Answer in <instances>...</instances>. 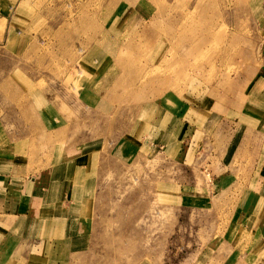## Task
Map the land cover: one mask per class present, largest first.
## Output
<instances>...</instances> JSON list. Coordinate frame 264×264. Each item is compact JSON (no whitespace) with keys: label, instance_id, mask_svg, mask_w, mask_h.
<instances>
[{"label":"rangeland","instance_id":"rangeland-1","mask_svg":"<svg viewBox=\"0 0 264 264\" xmlns=\"http://www.w3.org/2000/svg\"><path fill=\"white\" fill-rule=\"evenodd\" d=\"M261 3H0L6 18L0 19V153L11 147L19 172L25 166L28 178L44 171L39 175L68 190L82 179H73L72 170L64 176L57 155L87 156L82 162L90 192L82 215L91 221L85 234L92 244L74 264H210L213 252L223 254L235 237L249 239L244 222L242 230L233 228L225 199L244 197L240 189L257 176L249 175L254 167L247 161L224 191L214 192L212 184L222 178L217 164L224 161L215 163L222 147L208 131L214 116L221 127L230 119L236 127L237 113L217 108L245 93L246 71L264 62V11H255ZM181 106L188 110L184 123L198 129L182 146V133L176 135L181 120L173 122ZM180 193L183 204L175 201ZM208 194L211 204L187 201ZM251 214H264V199ZM249 220L253 228L256 221Z\"/></svg>","mask_w":264,"mask_h":264},{"label":"crops","instance_id":"crops-1","mask_svg":"<svg viewBox=\"0 0 264 264\" xmlns=\"http://www.w3.org/2000/svg\"><path fill=\"white\" fill-rule=\"evenodd\" d=\"M2 1L0 0V3ZM263 4L264 0L257 5L255 11H264ZM0 11H2L1 8ZM246 74V78H249L245 85V93L236 96L234 103L228 107L223 105L216 107L219 112L237 113L235 116L237 122H233L236 127L232 128L231 119L224 122L221 127V122L214 116L213 122L216 124L208 131V134L211 136L217 133L220 138L216 144H221L222 150L219 152H222L214 155L213 159H217L215 163L224 161L222 166L217 164V170L221 173L218 176L222 178L218 177L212 184L214 192L224 191L225 183L236 176V170L243 168L247 161L254 167L252 172H250L252 168L249 167L251 168L249 175H257L251 179L253 182H248V186L242 183L240 190L247 192L244 197L238 201H232L233 204L230 198L225 199L231 205L229 221L232 222L233 228L242 230L240 224L244 222V229L249 239L239 241L235 237L223 254L213 252L214 260L210 264H264V214L260 218L251 214L257 202L264 199L262 194L264 192V62L255 69L246 71ZM237 97H239L238 100H236ZM212 107H210L208 118L213 117ZM175 109L173 122L178 125L179 119L181 120L176 135L182 133V137H179V143L182 146L188 142V137L184 138L185 135L190 133L188 136L193 141L198 129L193 122L184 123L186 119L183 118L188 114V110L183 106ZM191 112L193 115V111ZM192 115L191 119L195 114ZM226 116L231 117L230 114ZM171 128L164 130L167 146L174 134V129L172 131ZM151 145L155 146V142H151ZM11 153H13L11 147L10 152L6 150L0 153V160L4 158L11 162L9 165L0 164V264H74L72 259L89 253V246L92 244L90 235L85 234L86 227L92 229L91 221L86 222L85 216L82 215V210L88 206L90 192V188L85 187L88 178L87 170L84 169L82 162L87 156L79 152L73 159L65 160V157L69 158L70 151L57 155L56 158L62 164L64 163L58 168L62 170L64 176H71L72 170L73 179L75 177L82 179V183L78 182L68 190L59 188L55 184V179L50 177L45 179V174L39 175L44 171L27 178L28 169L26 170L24 166L19 172L20 168L13 166L14 163H12L17 157L14 154L12 156ZM20 165H23L22 162ZM243 174L247 175L246 172ZM249 183L253 186L249 187ZM191 196L190 200L187 197V201H190L192 206L196 204L202 207L205 200L207 204H211L212 198L209 194L205 199L198 198L197 195ZM179 200L181 204L184 203V196L181 193L175 199L176 202ZM250 218L256 221L253 228L252 226L248 228V225H251L249 223H253L249 220ZM84 241L87 243L86 246L79 248ZM235 252L236 258H234ZM91 254L95 255L96 251ZM215 259H218L217 263ZM82 264H88V261H83Z\"/></svg>","mask_w":264,"mask_h":264},{"label":"bare ground","instance_id":"bare-ground-1","mask_svg":"<svg viewBox=\"0 0 264 264\" xmlns=\"http://www.w3.org/2000/svg\"><path fill=\"white\" fill-rule=\"evenodd\" d=\"M34 87V86H33ZM51 171V170H50ZM37 214V213H36ZM38 215V214H37ZM37 217V216H36Z\"/></svg>","mask_w":264,"mask_h":264},{"label":"water","instance_id":"water-1","mask_svg":"<svg viewBox=\"0 0 264 264\" xmlns=\"http://www.w3.org/2000/svg\"><path fill=\"white\" fill-rule=\"evenodd\" d=\"M263 53H264V48H263Z\"/></svg>","mask_w":264,"mask_h":264}]
</instances>
